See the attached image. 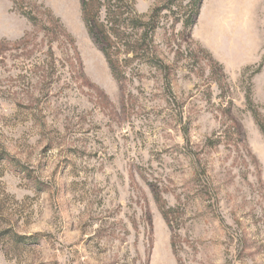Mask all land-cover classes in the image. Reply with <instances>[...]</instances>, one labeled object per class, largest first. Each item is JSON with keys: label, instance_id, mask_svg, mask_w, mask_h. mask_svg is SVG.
I'll return each mask as SVG.
<instances>
[{"label": "rangeland", "instance_id": "obj_1", "mask_svg": "<svg viewBox=\"0 0 264 264\" xmlns=\"http://www.w3.org/2000/svg\"><path fill=\"white\" fill-rule=\"evenodd\" d=\"M129 1L116 77L81 0H0V264H264V0Z\"/></svg>", "mask_w": 264, "mask_h": 264}, {"label": "trees", "instance_id": "obj_2", "mask_svg": "<svg viewBox=\"0 0 264 264\" xmlns=\"http://www.w3.org/2000/svg\"><path fill=\"white\" fill-rule=\"evenodd\" d=\"M191 1L192 15L185 21L186 26L195 23L202 0ZM81 10L90 35L100 47L116 77L122 73L117 57V53L121 51V44L128 53L134 55L133 57L138 56L141 51L151 50L156 27L155 12L145 20L135 13L129 0H81ZM102 11L105 12V18L101 16ZM27 16L31 21H35L33 16ZM127 28L131 29L132 33L127 31ZM137 32H140V35L135 38ZM148 60L156 61L154 56H149Z\"/></svg>", "mask_w": 264, "mask_h": 264}]
</instances>
